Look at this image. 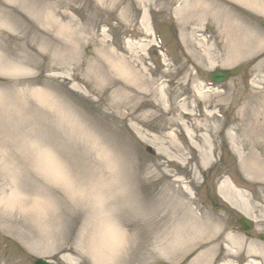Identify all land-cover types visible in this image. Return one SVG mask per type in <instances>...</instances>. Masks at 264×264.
Instances as JSON below:
<instances>
[{
	"label": "rangeland",
	"instance_id": "obj_1",
	"mask_svg": "<svg viewBox=\"0 0 264 264\" xmlns=\"http://www.w3.org/2000/svg\"><path fill=\"white\" fill-rule=\"evenodd\" d=\"M184 1L193 0H0V54L15 60L25 47L33 63L25 86L50 91L73 113L63 121V110L37 104L31 92L24 114L17 115L15 108L10 116L13 108L4 110L0 103V180L27 164L33 147L46 143L59 154L73 184L64 191L61 182L27 165L20 180L28 198L47 193L52 207L46 213L28 211L24 227L20 222L0 227V264H33L36 257L54 264H101L91 245L106 218L116 222L123 239L112 262L104 264H193L202 252L203 264H264L259 238L264 234V166L251 164L264 162V0L209 1L238 9L240 23L250 31L241 34L250 44L241 45L239 60L213 67L202 65L184 46L175 15ZM46 13L52 19L45 24ZM60 23L67 27L57 34ZM216 41L213 55L220 59L225 41L219 29ZM122 57L142 67L140 72L144 67L153 71L156 91L165 89L164 104L174 111L167 113L157 100L143 104L155 95L144 96L121 79L113 64ZM237 66L243 70L236 77L208 84L209 71ZM4 80L0 76V83ZM121 87L131 99L118 92ZM194 87L205 92L206 100ZM182 108L185 117L179 115ZM204 151L211 159L208 166L200 154ZM224 180L248 200L255 221L249 237L239 224L240 209L219 193ZM187 199L196 216L211 222L214 242L173 244L175 232L181 238L191 222L187 214H174ZM161 216L164 221L177 218L183 231L175 230L176 224L166 231L155 227ZM228 233L237 241H228ZM162 241L172 247L170 257L157 251ZM175 248L180 249L175 253Z\"/></svg>",
	"mask_w": 264,
	"mask_h": 264
},
{
	"label": "bare ground",
	"instance_id": "obj_2",
	"mask_svg": "<svg viewBox=\"0 0 264 264\" xmlns=\"http://www.w3.org/2000/svg\"><path fill=\"white\" fill-rule=\"evenodd\" d=\"M10 2H14V0H9ZM211 0H193L191 3L186 1L182 2V4L175 10L176 18L179 19L180 24H182V41L184 46L187 47V51L195 52L200 63L206 64L210 63L209 67H213L217 62L220 64H231L240 59L242 46L249 45V38L246 35L241 36L242 33L248 34L250 31L247 26L240 23V15L239 10L234 7H227L219 3L209 2ZM241 3H244L246 0H238ZM250 0H247L248 2ZM22 5V3H20ZM22 7H25L22 5ZM233 11L235 13H233ZM223 15V16H222ZM50 13H46V20L42 21L40 17H38L41 22L47 23L50 19H52ZM54 18V17H53ZM146 16H143V20L145 21ZM209 18V19H208ZM204 19H208V23L203 24L202 21ZM56 22V19H53ZM145 24L144 29L146 33H149V26ZM192 24L200 25L199 27L191 26ZM213 26V31L211 27ZM64 27H67L64 24L57 25L56 32L59 34ZM220 30L224 35V48L220 49V59L219 57H214L215 51L218 53L217 49V30ZM198 33V34H197ZM201 33V34H199ZM206 33H209L210 36H207ZM152 34V32H151ZM150 34V35H151ZM242 45V46H241ZM148 46V45H147ZM146 46V47H147ZM133 50L131 47L130 50ZM1 52V51H0ZM24 53L19 56V58H15V60H9L0 54V76L5 78V82L0 83V103L4 102L3 106H1L4 110L13 108L10 113V116L13 115L14 109L18 108L17 115H20L21 112L24 114L25 110L27 111V99L26 96L28 92H31V95L37 100V104L43 105L47 108H55L63 110L61 112L65 114L66 118H63V121L69 122L73 117V113L71 111H66L64 100H60L56 98V96L48 90L39 88L35 90H29L25 85L24 75L30 71L28 66H32L33 63L30 62L27 54V49L24 47ZM140 57V56H139ZM14 59V58H12ZM219 59V60H218ZM141 65H143V61H141ZM200 65L198 62H195L192 66L195 70H198V66ZM113 68L122 80L125 83L134 84L136 88H138L144 96H154L155 100H145L142 101L143 104L153 105L154 101H158L159 104H162V107L165 109L167 113L169 111H174L175 108L171 107L168 109L165 106V89L162 87L158 88V92L156 91V79L152 70H148L144 67V71L140 72L142 67L137 69L135 65H133V61L127 59L126 57H122L120 61L113 64ZM56 68V67H52ZM10 77V78H9ZM191 77V76H190ZM13 78V79H12ZM12 80L15 82L11 86L4 88L3 86L7 84H11ZM194 89L196 90L197 95L200 98H205L206 94L200 87ZM137 91V90H136ZM127 99L131 97L129 93L126 92L125 87L118 91ZM138 92V91H137ZM157 93L160 99H157ZM207 93V92H206ZM132 95V92H131ZM181 93L177 96L180 97ZM206 100V98L204 99ZM173 105V104H172ZM180 112L181 117H185L187 114L185 108ZM165 112V113H166ZM164 113V112H163ZM164 113V114H165ZM166 113V114H167ZM165 114V115H166ZM190 114V113H189ZM62 115V114H61ZM70 117H69V116ZM67 125L70 123H66ZM197 131L200 130V127L197 126ZM186 136L189 138L193 137V133L191 130L186 131ZM35 148V154L32 155V158L29 160L27 164L20 167L12 168L6 175L4 180H0V227L5 229L6 227H13V224H18L20 222L21 227H24L26 223V217L28 211H40L46 213L52 207V202L49 200V195L47 193H39L35 195H29L28 198L27 191L24 188L23 182L20 180V175L23 174L27 165L33 164L32 167H36L37 170L44 175L45 178L50 180H54L56 182H61L63 187L62 190H71L72 188V176L65 170L62 165L61 160H59V154L48 150V145L45 143L43 148L33 147ZM202 156V160L204 162V166H208L210 164L211 159L208 157L209 152L204 151L200 153ZM260 160V159H259ZM262 161V160H261ZM261 161L254 162L251 164L255 167L262 168L264 165ZM261 163V165L259 164ZM20 164V161L17 165ZM264 168V167H263ZM219 193L220 195L227 200L232 205L238 207L241 212L249 214L248 211V200L242 196V192L239 189L233 188L227 181H223L219 185ZM30 199V200H28ZM240 202H238V200ZM30 201H35L33 204H29ZM191 199H187L184 201L179 209H175V215L179 216L180 214L186 215L190 217L191 222L187 224V229L185 233L181 234V238L178 232H175L176 240L173 241V244L176 242V246L191 243V246H201L202 242H214L210 236L209 231L211 229V222L205 224L199 216H196L194 210L191 207L192 204ZM56 206V204H55ZM54 208V206H53ZM182 208V211L180 210ZM161 213V211L159 212ZM163 216V215H162ZM162 216L158 219V221L154 224L155 227L165 228V231L169 229L171 226L176 224L175 230H180L181 226L177 218L169 219L164 221ZM16 218V220L14 219ZM20 221H18V220ZM113 220L110 218H106L101 223L100 236L95 239L93 242L94 245H91V251L93 253V258L97 263L104 264L106 262H112L114 253L117 251V247L120 246L121 240L123 239L120 229L117 224H115ZM122 225L124 224L122 221L120 222ZM183 230H180L181 232ZM18 232V231H17ZM23 231H21L22 233ZM208 233V234H206ZM178 234V235H177ZM204 234V235H203ZM98 236V235H97ZM236 236L228 233L226 235V239L230 242H236ZM168 239V238H167ZM196 242V243H195ZM233 246V245H232ZM229 246V248H232ZM188 247V245H187ZM181 248V247H180ZM180 248H175V253ZM209 249V248H208ZM212 249V246H210ZM187 250V249H185ZM161 253H165L169 255L172 252V247L162 241L159 244L158 250ZM182 253V251H180ZM174 253V254H175ZM173 254V253H172ZM203 255L199 253L197 256V263L194 261L193 264H203L204 259L201 258ZM68 261V257L64 256ZM252 264V263H251Z\"/></svg>",
	"mask_w": 264,
	"mask_h": 264
},
{
	"label": "water",
	"instance_id": "obj_3",
	"mask_svg": "<svg viewBox=\"0 0 264 264\" xmlns=\"http://www.w3.org/2000/svg\"><path fill=\"white\" fill-rule=\"evenodd\" d=\"M262 25L264 26V19L261 21ZM242 70L241 67H237L234 69H230V70H215L213 72H210L208 74L209 78L214 81V82H222L225 81L227 79H229L231 76L237 75L240 71ZM240 223L242 224V226L245 229H251L253 227L252 222L250 221V219L246 216H243L240 219ZM261 238L264 239V236L261 235ZM34 264H52L51 262H49L46 259L43 258H37L34 261Z\"/></svg>",
	"mask_w": 264,
	"mask_h": 264
}]
</instances>
